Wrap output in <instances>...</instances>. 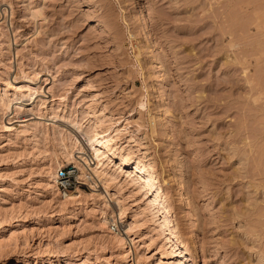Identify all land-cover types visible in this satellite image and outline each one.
Returning <instances> with one entry per match:
<instances>
[{
    "label": "rangeland",
    "instance_id": "rangeland-1",
    "mask_svg": "<svg viewBox=\"0 0 264 264\" xmlns=\"http://www.w3.org/2000/svg\"><path fill=\"white\" fill-rule=\"evenodd\" d=\"M263 25L264 0H0V264H123L129 225L132 264H264ZM95 125L127 164L62 202L46 173Z\"/></svg>",
    "mask_w": 264,
    "mask_h": 264
},
{
    "label": "bare ground",
    "instance_id": "bare-ground-1",
    "mask_svg": "<svg viewBox=\"0 0 264 264\" xmlns=\"http://www.w3.org/2000/svg\"><path fill=\"white\" fill-rule=\"evenodd\" d=\"M263 27H264V25H263ZM232 41L233 40H231V42ZM234 43H230V46H231V44L234 45ZM240 63H242V62H240ZM24 86L27 87L29 89V91L32 90L30 85H24ZM22 87L23 86H18V87L15 86L14 89L21 90ZM33 90H35V92H37L38 89L34 88ZM29 91H28V93H29ZM259 92H260V90H259ZM25 94H27V93L14 92L12 94L13 97L12 98L10 97L11 98L10 100L13 101L14 99H18L19 104H20L23 102L22 98L28 95V94L27 95H25ZM258 95H259V93H258ZM12 101L6 105L7 110L13 109ZM33 101L34 100H32L31 102H33ZM27 104L29 105V102H26L23 105H27ZM23 121L25 122L26 120H23ZM100 123H102V122H100ZM128 125H130V123L127 121L124 128H127ZM99 126L100 125H95V126L91 127L90 132L85 134V135H83L81 133L78 134V132L73 130L72 131V133H74L73 144H71L70 147L65 146V144L63 145V148L65 149V155H64L65 160L61 161V160L57 159L55 161L56 162L55 166L49 167V169L46 173L47 184L52 188V190L57 191V190H59V188L57 186V183H58L57 170L59 168H61L62 166H65V165L72 163V162L79 169L78 173L76 174L77 185L75 187V190L70 191L68 193H65L63 195L62 202L74 203V202L78 201L79 198L81 197V194H82V192L79 189V185L80 184H86L87 182L89 183L90 180H93V181L99 180V182L103 186L106 185L107 184L106 178L103 175L106 163H110V162H113V160H115V164L117 163L118 168H121V170H123L124 166L127 164V162H126L127 156L126 155H125L126 157H124V155H121V154L117 155V150H118V146H119L118 145L119 144V136L117 134L119 133L120 129H118V128L114 129V127L112 128V126H108V127H106V126L99 127ZM18 127L19 126H17V128ZM80 136L83 138V142H82V140H80ZM75 150H78V153H77V154H79L78 157H75V155H74ZM132 152H133V150L128 151V153H132ZM132 154H134V153H132ZM145 158H146L145 161L143 158V161L141 160L138 164H136L135 169H128L127 172L126 171L125 172H126V174H128L129 177L134 176V178H140L143 180L142 182L144 184L141 183L140 186L142 188H144L147 193L151 192V200H149V202H148L150 204V207L157 210L160 213V215H162L163 218L166 219V221H165L166 224L169 225L171 220H167V219L172 216V213H171V207L172 206L170 207V205L167 204L168 196L165 194V192L163 190H161L160 187H155L156 180H157L156 179L157 173H156L154 167L152 166V164L150 163L149 159H147V157H145ZM136 168H137V170H139V172H135ZM181 194H180V197L182 196ZM105 206H106V208H108L107 204H105ZM105 206H104V208H105ZM104 208L102 209V211H100L97 221L100 225L104 226L105 228H109V226L112 222L118 223L119 220H121L124 217L125 213L121 207H119V209L117 211H115L114 205H112L110 210L113 213V215H108L106 210H105L106 208L105 209ZM114 211H115V215H114ZM171 226L173 229L172 231L178 232L177 227H175L173 224ZM132 227H133L132 225L131 226L129 225L126 230H124L123 227H122L123 229L119 228L118 231H116V233L113 234V240L122 253L121 254V261L123 264L124 263L125 264H132L131 260H133V259H131V256H132L131 253L133 254L132 250H130L128 246L124 247L125 243H126V235L129 236L128 234L130 233V230L132 229ZM137 259H138V257H137ZM135 263H136V261H135ZM133 264H134V262H133Z\"/></svg>",
    "mask_w": 264,
    "mask_h": 264
},
{
    "label": "built area",
    "instance_id": "built-area-1",
    "mask_svg": "<svg viewBox=\"0 0 264 264\" xmlns=\"http://www.w3.org/2000/svg\"><path fill=\"white\" fill-rule=\"evenodd\" d=\"M57 186L63 195L71 190L76 184L75 168L73 166H63L57 170ZM111 228L115 229L116 224L111 223Z\"/></svg>",
    "mask_w": 264,
    "mask_h": 264
}]
</instances>
